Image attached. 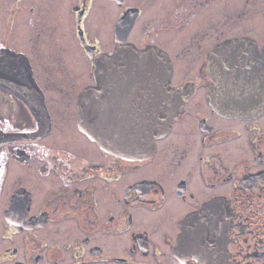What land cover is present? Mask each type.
I'll list each match as a JSON object with an SVG mask.
<instances>
[{
  "label": "flooded vegetation",
  "instance_id": "1",
  "mask_svg": "<svg viewBox=\"0 0 264 264\" xmlns=\"http://www.w3.org/2000/svg\"><path fill=\"white\" fill-rule=\"evenodd\" d=\"M126 43L166 54L180 99L137 157L78 124ZM216 99L263 104L264 0H0V264H264V110Z\"/></svg>",
  "mask_w": 264,
  "mask_h": 264
},
{
  "label": "water",
  "instance_id": "2",
  "mask_svg": "<svg viewBox=\"0 0 264 264\" xmlns=\"http://www.w3.org/2000/svg\"><path fill=\"white\" fill-rule=\"evenodd\" d=\"M97 83L85 88L79 96V127L100 146L126 157L145 155L153 148V139L170 127L179 105L170 85L172 65L166 54L156 46L138 48L134 44H119L111 54L95 61ZM119 97L114 102L104 98L107 81ZM10 89L26 102L32 113L42 122L45 115L43 99L35 90L19 87ZM121 95V97H120ZM240 98L255 101L254 97ZM217 108L230 114L249 115L264 110L262 105L226 106ZM39 108H41L39 110ZM6 139L0 135V144ZM183 240L187 233L182 234Z\"/></svg>",
  "mask_w": 264,
  "mask_h": 264
}]
</instances>
